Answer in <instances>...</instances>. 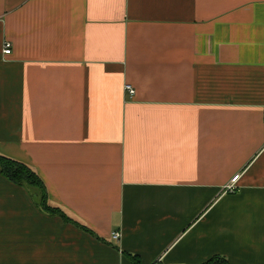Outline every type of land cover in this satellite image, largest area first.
I'll return each mask as SVG.
<instances>
[{"label": "crops", "instance_id": "0c3cea01", "mask_svg": "<svg viewBox=\"0 0 264 264\" xmlns=\"http://www.w3.org/2000/svg\"><path fill=\"white\" fill-rule=\"evenodd\" d=\"M263 110L264 0H0V155L69 219L0 172V264H264Z\"/></svg>", "mask_w": 264, "mask_h": 264}, {"label": "trees", "instance_id": "16d2710c", "mask_svg": "<svg viewBox=\"0 0 264 264\" xmlns=\"http://www.w3.org/2000/svg\"><path fill=\"white\" fill-rule=\"evenodd\" d=\"M0 172L11 182L18 185H26L37 189L40 197V204L45 211L57 213L65 219L66 215L56 207L47 204V194L45 186L40 177L26 164L12 158L0 155ZM69 220V219H68ZM132 264H141L134 255L131 258ZM151 264H163L153 262ZM200 264H231L227 259L220 256H213Z\"/></svg>", "mask_w": 264, "mask_h": 264}, {"label": "built area", "instance_id": "2783aa9c", "mask_svg": "<svg viewBox=\"0 0 264 264\" xmlns=\"http://www.w3.org/2000/svg\"><path fill=\"white\" fill-rule=\"evenodd\" d=\"M10 51H11V44L9 42H5L3 44V53L9 54ZM126 89L129 91L130 94H133L134 91L129 85L126 86ZM263 117H264V110H263ZM240 175H241L240 173H236L230 178L229 182L225 186V189L228 192H232L237 188V183L239 181ZM119 235H120L119 232H112V237L115 239H117Z\"/></svg>", "mask_w": 264, "mask_h": 264}]
</instances>
